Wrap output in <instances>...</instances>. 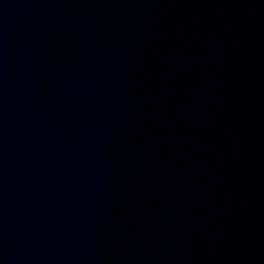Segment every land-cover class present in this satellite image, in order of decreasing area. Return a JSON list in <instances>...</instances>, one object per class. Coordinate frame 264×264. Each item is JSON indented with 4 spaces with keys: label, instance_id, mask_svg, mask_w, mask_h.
Here are the masks:
<instances>
[{
    "label": "water",
    "instance_id": "obj_1",
    "mask_svg": "<svg viewBox=\"0 0 264 264\" xmlns=\"http://www.w3.org/2000/svg\"><path fill=\"white\" fill-rule=\"evenodd\" d=\"M0 264H264V0H0Z\"/></svg>",
    "mask_w": 264,
    "mask_h": 264
}]
</instances>
